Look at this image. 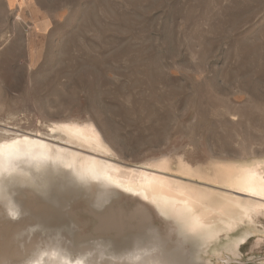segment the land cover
<instances>
[{"label": "rangeland", "instance_id": "obj_1", "mask_svg": "<svg viewBox=\"0 0 264 264\" xmlns=\"http://www.w3.org/2000/svg\"><path fill=\"white\" fill-rule=\"evenodd\" d=\"M66 125L93 126L103 147L72 146L54 130ZM21 133L218 198L247 197L216 171L264 163V0H0V142ZM89 187L24 186L56 218L28 222L8 243L0 232V245L70 237L75 254L107 250L112 260L133 252L138 236H161L171 252L182 241L186 264H264L263 215L198 246L146 203L150 222L104 234L101 214L133 216L143 202L119 190L128 206L110 210Z\"/></svg>", "mask_w": 264, "mask_h": 264}, {"label": "bare ground", "instance_id": "obj_2", "mask_svg": "<svg viewBox=\"0 0 264 264\" xmlns=\"http://www.w3.org/2000/svg\"><path fill=\"white\" fill-rule=\"evenodd\" d=\"M54 130L65 133L69 137L67 142L72 146L84 147L86 144L99 152L104 145L93 126H56ZM71 145H60L41 134L30 133L16 134L14 138L0 142V232L4 239L9 240L11 234L17 237L24 225L28 222L34 225L37 222L34 220H40L44 214L48 217L47 221L56 218L40 208L37 201L26 199L30 193L23 190L29 185L43 188L56 180L90 186L89 190L102 198L101 203L110 202V210L115 206H128L124 193L119 190L143 202L132 208L131 211L137 213L133 216L101 214L99 229L104 234H119L120 227L134 220L150 222L152 215L144 205L146 203L172 220L179 236L195 238L198 246L210 245L221 232L231 233L241 225L254 223L259 215L264 216V163L217 170L218 180L220 178L223 183L247 196L224 195L218 198L214 193L198 190L160 173L123 168ZM181 167L185 173L193 171L186 165ZM75 217L83 223L81 215L75 214ZM32 230L28 232L32 233ZM154 232L157 234L158 231ZM143 240L144 236H138V245L133 252L111 255L112 260L103 258L107 250L101 251V256L84 249L75 254L70 237L42 239L40 245L32 240L29 246L26 245V250H20L16 245L6 249L2 242L0 264H186L181 240L178 250L173 252L167 246L169 238L157 236L152 244Z\"/></svg>", "mask_w": 264, "mask_h": 264}]
</instances>
